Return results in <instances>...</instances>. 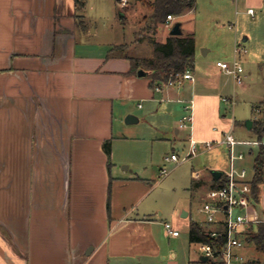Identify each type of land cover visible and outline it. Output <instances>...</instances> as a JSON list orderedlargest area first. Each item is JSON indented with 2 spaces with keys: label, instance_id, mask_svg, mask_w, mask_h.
Listing matches in <instances>:
<instances>
[{
  "label": "crops",
  "instance_id": "crops-1",
  "mask_svg": "<svg viewBox=\"0 0 264 264\" xmlns=\"http://www.w3.org/2000/svg\"><path fill=\"white\" fill-rule=\"evenodd\" d=\"M233 1L250 15L254 7L264 13V0ZM82 10L73 0H0V264H196L203 255L197 244L192 251L180 239L182 223L174 221L179 235L171 236L152 216V181L133 166L114 170V143L126 136L116 134L114 120L136 113L129 102L140 108V101H190L193 122L185 140L218 141L229 130L220 120L225 114L219 82L208 92L189 86L186 95L174 87L156 92L148 75L129 74L128 59L82 42L95 32ZM79 17L86 30L79 28ZM253 20L259 23L258 16ZM231 25L221 27L227 35L219 37L217 61L238 47L237 22ZM181 31L193 35L195 55L199 48L203 55L216 48L196 39L194 31L185 33L182 24ZM246 33L244 42L250 39ZM143 39L129 52L149 56L151 44ZM247 52L255 64L264 60V49ZM237 54L242 51L236 52L239 59ZM136 117L133 123L140 121ZM180 132L177 127L175 135ZM225 166L213 167L222 173ZM213 179L210 173L201 185L208 190ZM192 180L202 181L201 172ZM261 195L257 210L264 219ZM180 217L187 220V233L190 221L205 220L192 219L189 210Z\"/></svg>",
  "mask_w": 264,
  "mask_h": 264
},
{
  "label": "rangeland",
  "instance_id": "rangeland-1",
  "mask_svg": "<svg viewBox=\"0 0 264 264\" xmlns=\"http://www.w3.org/2000/svg\"><path fill=\"white\" fill-rule=\"evenodd\" d=\"M125 1L126 4L122 6L120 5L121 0H84L82 14L91 27L90 31L94 29L95 32H90L88 36L82 38V42H86L87 46H94L96 49L101 48L102 51L120 44H127L129 47L131 44L134 46V43L140 45V42L135 38L139 33L145 34V24L142 18L149 13L144 6L147 0ZM253 11L255 14L251 13L250 15L247 7L243 8L242 4L236 5L233 0H196L195 11L190 9L183 15L174 17L169 27L164 25L157 27L155 36L156 40L159 36L165 37L172 25L178 22L182 24L185 33L194 31L196 39L210 40L216 46L208 55H203L199 48L195 55L194 69L190 71L193 81L185 80L181 84L175 85L174 88L179 94L186 95L189 93V87H193V92H208L212 88V82H219V94H222L223 98L233 101L232 103L222 101L221 112L225 116H220L221 123L228 125L227 128L231 130L236 140L249 141L247 144L235 147L236 152L241 151L244 154L243 160L235 161V167L246 169L248 179L252 178L253 156L257 145L253 143L256 138L254 131L248 130L245 123L260 118L261 114H257L252 108L264 98V68L260 69L262 66L264 67V60L260 61V65L255 64L256 61H252L247 52L248 48L258 51L264 49V13H259L255 7ZM122 14L124 17H121ZM254 16L259 17V23L254 22ZM236 22L239 44L237 46L242 51V54H237V56H239L244 70L243 85H236L230 75L218 70L216 67L218 57H214L221 42L219 37L224 33L227 35V30L223 31L222 25L228 27L232 24L233 27ZM245 31L250 34L248 42L242 41L244 37H248ZM80 46L82 47V44ZM140 47L144 49V44ZM130 50L134 51L135 48L131 47ZM235 56L236 52L232 49L229 57L219 60L231 64ZM249 71H252L251 75L248 74ZM128 104L136 112L131 115L138 116L140 121L126 124L124 117L122 119L116 115L115 132L116 134H126V136L114 143L115 156L110 161L115 164L114 170L122 169L123 166L131 169L133 166L139 175L152 181V188L147 198L154 208L152 216L162 222L167 221L174 224V221H179L182 223L180 239L185 241L186 248L193 251L196 244L189 242L187 220L181 218L180 215L183 210H189L192 219L200 221L205 218V214L200 211V208L203 190H207L208 184L203 187L201 182L210 176L212 170H219L217 167L214 168V165L225 166L227 161V166L223 171L228 169V147L223 142L212 141L213 147L206 149L204 144L197 143L196 153L191 157H186L189 151V138L187 141L185 139L189 130L181 131L179 135H175L179 120L186 114L183 109L184 103L181 100L165 101L159 105L154 103V106L150 102L140 101V108L137 107L136 102ZM187 104H190V101H187ZM125 127L128 129L127 133L122 130ZM172 153L178 155L179 160L177 162L165 161V157ZM162 169L166 170L165 174H161ZM198 172H201L203 180L193 181L192 174ZM261 194L264 205V185L261 187ZM262 207L260 204L257 209H262ZM156 211L161 214L157 216ZM236 212L235 210L234 213ZM259 217L264 221L261 214ZM253 231H256V226H253ZM243 254L248 258V261L264 264L263 254L255 249L252 242L247 243Z\"/></svg>",
  "mask_w": 264,
  "mask_h": 264
},
{
  "label": "built area",
  "instance_id": "built-area-1",
  "mask_svg": "<svg viewBox=\"0 0 264 264\" xmlns=\"http://www.w3.org/2000/svg\"><path fill=\"white\" fill-rule=\"evenodd\" d=\"M126 1L121 0L120 5H125ZM253 13V9H249ZM174 17L167 15L164 26L169 27ZM236 52H240V48L236 47ZM216 67L225 73L231 75L236 85L243 84V67L239 59L234 58L231 64L224 61H217ZM185 80L193 81V76L189 70L176 74L165 83H156L154 90L161 91L164 87H174L181 84ZM223 102H233L227 98H222ZM186 112L178 123V130H189L192 125L193 116L191 105L184 106ZM258 112L259 110L256 109ZM216 142H223L228 147L229 167L222 172L224 184L218 188L208 189L202 197V206L200 211L205 214V220L201 223L207 227V231L211 237H223V246L220 253L215 254L212 245L198 243L197 249L201 255L206 257V261L210 260L211 264H248V258L242 253L249 242V234L253 226H256L260 220L257 210V201L250 186V179L247 178L246 169L235 167V161L243 160V152H236L235 147L248 142L237 141L231 133V130L223 132L222 138ZM198 141L192 136L189 137V151L186 157H191L196 153V145ZM258 143V142H253ZM204 148L211 149L212 141H202ZM178 155L171 154L165 157V161L177 162ZM166 170L162 169L161 174H165ZM237 211L234 213V211ZM164 228L171 236H178L179 230L174 228L170 222H164ZM222 228V230H218ZM205 261V262H206Z\"/></svg>",
  "mask_w": 264,
  "mask_h": 264
},
{
  "label": "trees",
  "instance_id": "trees-1",
  "mask_svg": "<svg viewBox=\"0 0 264 264\" xmlns=\"http://www.w3.org/2000/svg\"><path fill=\"white\" fill-rule=\"evenodd\" d=\"M77 11L84 8V0H73ZM144 1V0H140ZM195 0H147L144 6L148 14L142 18L145 24V34L136 37V41H141L144 37L151 44L152 52L149 56H138L129 52V45L120 44L111 47L107 51L109 57H124L130 64L129 74H137L139 70L147 72L150 78V86L155 83H165L176 74L194 69L195 48L194 37L192 34L185 36L168 35L165 42H158L154 38L157 27L164 24L166 16L178 17L186 11L193 8ZM124 17V16H123ZM78 25L81 30L87 29V22L78 18ZM123 51V52H119ZM261 108L260 118L252 122L251 130L254 131L256 142H258L256 152L253 156V174L250 179V186L254 199L258 202L261 187L264 185V100L253 106L252 109ZM236 122H234V126ZM103 149L107 156H110V141L103 144ZM251 153V151H250ZM110 166V162L108 163ZM224 184L223 176L213 179L209 189L218 188ZM109 206V201H108ZM222 230V228H218ZM188 239L190 243L210 244L215 254L220 253L223 246V237H211L206 226H202L196 221H190L188 225ZM249 242L255 245V249L264 256V221L256 225V231H251L248 238ZM264 262V258H263ZM252 261H248L251 264ZM196 264H211L210 260L202 262L196 261Z\"/></svg>",
  "mask_w": 264,
  "mask_h": 264
},
{
  "label": "water",
  "instance_id": "water-1",
  "mask_svg": "<svg viewBox=\"0 0 264 264\" xmlns=\"http://www.w3.org/2000/svg\"><path fill=\"white\" fill-rule=\"evenodd\" d=\"M181 34H182L181 24L178 23V22L174 23L172 25V27L170 28L169 35H171V36H180ZM137 75L138 76H145V75H147V72L139 70ZM133 122H137V118L134 117L131 114H128L125 117V123L126 124H130V123H133ZM245 126L247 127V129H251L252 121H246ZM211 173H212L214 179H218L221 176V174H222L220 171H216V170L211 171ZM200 260L201 261H206V257L202 256V257H200Z\"/></svg>",
  "mask_w": 264,
  "mask_h": 264
}]
</instances>
